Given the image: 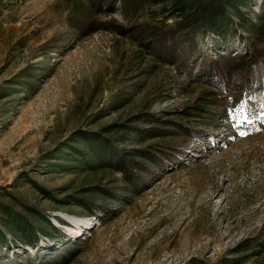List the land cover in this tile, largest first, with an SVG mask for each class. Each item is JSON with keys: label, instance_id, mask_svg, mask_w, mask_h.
<instances>
[{"label": "rangeland", "instance_id": "obj_1", "mask_svg": "<svg viewBox=\"0 0 264 264\" xmlns=\"http://www.w3.org/2000/svg\"><path fill=\"white\" fill-rule=\"evenodd\" d=\"M213 14L227 24L192 39ZM263 15L264 0H0V264H264ZM188 21L184 71L138 41ZM243 54L228 90L197 77Z\"/></svg>", "mask_w": 264, "mask_h": 264}, {"label": "trees", "instance_id": "obj_2", "mask_svg": "<svg viewBox=\"0 0 264 264\" xmlns=\"http://www.w3.org/2000/svg\"><path fill=\"white\" fill-rule=\"evenodd\" d=\"M199 20V18H196L194 20L197 21ZM205 20V21H203ZM224 18L223 17H219L218 14H213L210 15L208 17H203V19H201V28L200 26L197 28H192L191 30V38L197 34H204V32H216L219 29H222V27H224L227 22L223 21ZM187 21V20H186ZM261 21V22H260ZM258 23L252 24L250 29H252L254 31V33L258 36L259 39H263L264 38V15L261 17ZM190 24H193L192 21H188V22H177L173 27H169L166 32H170L169 33V43H164L165 42V36L167 33H162V34H141L139 36V42L141 41L143 44V46L146 47V49H148L155 57L157 60H160L162 62H168L169 64H172L175 66V68L178 71H184L186 69V59H188V55L185 54V51H189L191 48H193L194 46V42H187L184 44V42L182 43V37L185 36L188 33V26ZM181 31H183L181 33ZM194 39V38H192ZM144 41V42H143ZM179 44V46H177ZM155 48L153 49L152 48ZM176 49L178 50V53L176 52ZM248 55H239V56H219L218 61L222 62V65H219V63H211L208 64L206 63V70L202 69L198 74L197 77H199L200 79H202L203 81L209 83L211 86L215 87V88H224V89H229L228 88V83H229V79L231 77L232 74L237 72V69H239V67H237L236 65V61L238 60L239 62H242L245 60V57ZM204 62V61H203ZM202 62V63H203ZM215 62V61H213ZM234 94V92H227V95H232ZM234 99V98H231ZM246 108H248L247 110L249 112L252 113H256V108L255 105L253 103H251L249 100H247V104L245 105ZM118 159V158H117ZM114 166L117 168V166L115 165L117 162V160H114ZM112 164V163H111ZM119 171H121L124 175L126 174V169L125 167L122 165V167H120L118 169ZM128 181H131V179L129 178Z\"/></svg>", "mask_w": 264, "mask_h": 264}, {"label": "bare ground", "instance_id": "obj_3", "mask_svg": "<svg viewBox=\"0 0 264 264\" xmlns=\"http://www.w3.org/2000/svg\"><path fill=\"white\" fill-rule=\"evenodd\" d=\"M75 221V220H74ZM85 224H87V222H84Z\"/></svg>", "mask_w": 264, "mask_h": 264}]
</instances>
